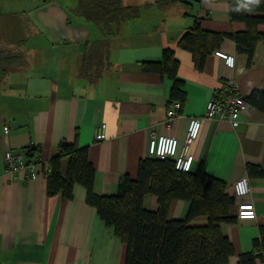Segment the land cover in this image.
<instances>
[{"label": "crops", "instance_id": "1", "mask_svg": "<svg viewBox=\"0 0 264 264\" xmlns=\"http://www.w3.org/2000/svg\"><path fill=\"white\" fill-rule=\"evenodd\" d=\"M5 1L12 8L0 10V47L21 53L23 64L0 78V264H124L120 236L85 202L82 185H73L70 199L47 194L49 159L63 142L86 147L93 191L111 195L122 174L136 178L138 161L149 157L151 133L173 135L180 147L193 116L201 124L188 148L187 172L202 170L222 180L233 197L229 215L234 220L217 223L233 248L226 264H238L249 251L258 255L255 264H264V251L254 244L264 227V112L251 106L233 121L205 116L211 97L234 91L244 98L253 90L264 91V43L255 44L246 66V55L226 35L245 29L242 22L231 21L229 0H121L138 7V15L111 24L109 33L75 11L77 0ZM195 20L203 30L225 34L201 69L194 66L191 52L177 44ZM257 29L264 32V24ZM102 38L108 48L100 74L92 78L91 71L81 73L82 54L86 45ZM166 48L178 62L183 91L170 120L172 80L140 68L144 60L161 59ZM215 50L234 55V66H227ZM102 122L105 138L94 140V129ZM5 147L13 152L37 147L39 175L25 180L22 173H5ZM66 167L65 157L61 174ZM243 175L249 191L236 196L233 184ZM242 201L252 202L254 219L236 217ZM142 205L154 210L156 196L145 193ZM188 208V201L175 198L167 218H185ZM187 223L203 226L207 217L197 215Z\"/></svg>", "mask_w": 264, "mask_h": 264}, {"label": "trees", "instance_id": "2", "mask_svg": "<svg viewBox=\"0 0 264 264\" xmlns=\"http://www.w3.org/2000/svg\"><path fill=\"white\" fill-rule=\"evenodd\" d=\"M46 2L48 0H41ZM75 11L87 20L100 25L105 33L111 31V24H118L138 15V7L123 5L121 0H77ZM231 21H239L245 29L229 36L237 52L246 55V66L251 63L255 44L264 43V32L257 29L264 24V0H229ZM225 34L203 30L197 20L178 39L179 47L191 52L194 66L201 69L206 56L217 48ZM108 40L102 38L86 45L82 54L81 73L90 72L96 78L100 71ZM0 47V78L9 69L22 65L19 52ZM177 60L173 51L166 48L159 60H144L143 71L165 74L172 80L169 99H181L182 80L176 75ZM89 74V73H88ZM250 106L264 112V91L253 90L243 98ZM38 148H28L24 153L28 161L36 162ZM67 158L65 174H61V160ZM37 163V162H36ZM50 172L46 177V192L72 197L75 183L84 187L85 202L92 205L102 221L111 226L124 244V264H226L233 248L226 236L219 230L218 222L232 221L229 206L233 197L225 191V183L202 170L191 173L179 171L168 158L147 157L140 159L136 178L122 174L117 191L111 195H98L93 191V166L87 157V148L73 143H60L49 159ZM250 172L252 167L247 165ZM157 198L154 210L142 205L145 193ZM189 202L185 218L169 219L167 211L173 199ZM205 215L203 226L189 225L190 218ZM254 244L264 251V227ZM258 255L252 251L239 256L238 264H255Z\"/></svg>", "mask_w": 264, "mask_h": 264}, {"label": "built area", "instance_id": "3", "mask_svg": "<svg viewBox=\"0 0 264 264\" xmlns=\"http://www.w3.org/2000/svg\"><path fill=\"white\" fill-rule=\"evenodd\" d=\"M214 54L224 63L233 67L235 57L232 54L221 50H215ZM180 103L178 101L171 102V107L167 110V119H172L178 111ZM250 105L243 99L242 96L236 94L234 91L227 94L223 98L211 97L207 100L205 106V116L209 118L226 117L230 121L235 120L241 113L250 109ZM201 119L199 117H190L184 133V137L180 147L178 140L173 135L151 133L148 142V155L153 158H168L173 162V167L179 171H187L189 168L190 156L188 148L196 139ZM104 122L97 125L94 129L93 139L101 140L105 138ZM3 133H7V127H3ZM4 171L10 177H16L22 173L25 180L33 179L39 175L36 169V162L28 161L22 152H13L9 147L3 148ZM234 194L242 196L249 191V181L246 175L239 177L233 184ZM236 217L238 219H254L255 210L252 202L242 201L237 203Z\"/></svg>", "mask_w": 264, "mask_h": 264}, {"label": "rangeland", "instance_id": "4", "mask_svg": "<svg viewBox=\"0 0 264 264\" xmlns=\"http://www.w3.org/2000/svg\"><path fill=\"white\" fill-rule=\"evenodd\" d=\"M13 1L15 3H17L16 0H13ZM9 8H12L11 2H6L5 0L0 1V10H8ZM8 53H10L12 55L13 53H16V51L15 50H11V51L9 50Z\"/></svg>", "mask_w": 264, "mask_h": 264}]
</instances>
